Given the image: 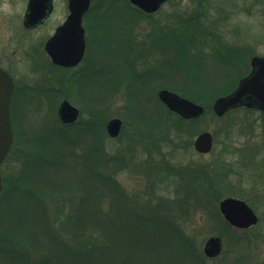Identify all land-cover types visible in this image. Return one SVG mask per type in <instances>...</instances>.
<instances>
[{"label": "rangeland", "instance_id": "1", "mask_svg": "<svg viewBox=\"0 0 264 264\" xmlns=\"http://www.w3.org/2000/svg\"><path fill=\"white\" fill-rule=\"evenodd\" d=\"M126 1L128 0H90L89 21L86 20L85 23L92 31L95 53L78 67L75 80L73 77L69 79L70 98L67 99L80 111L75 122L68 124L67 129L56 126L54 117L57 116L59 103L65 98L63 84L57 91L44 92L47 84L45 83V88L43 83L39 86L35 82L36 77L26 81L32 88L38 87L37 91L29 88L35 94L28 90L24 99L26 105L21 103L23 106L20 108L11 106L13 136H16L17 141L20 138L15 151L19 149V155L31 158H7L0 166V173L4 178L0 192V264H111V261L113 264H153L152 261L155 260L162 264H200L196 253H201L204 257L201 264H264V113L239 108L227 116L217 117L212 112L211 105L218 95L206 88L200 95V100L204 101L201 105L207 113L198 116L193 126L185 125L192 128V141L202 131L212 134L210 152H196L192 142L187 148L186 131L175 136V124L172 123L176 121V116L181 117L163 104V110L158 112L160 125L155 131L158 138H144L145 127L136 121L137 112L131 110L126 98L138 99L143 108L151 106L155 112L157 109L153 106L156 101L150 100L149 106L139 99L140 94L144 93L143 90L150 91L162 85L168 80L165 76L173 75L175 79L180 77L177 68L171 64L172 61L164 64L166 54L161 56L157 48V52L149 51L152 40L159 34L158 31H153L154 25H163L164 20L169 17L171 23L177 22L179 18L174 11L178 15L182 13L183 17L191 16L192 19L195 17L194 13L202 11L197 6L198 0H168L156 12L148 13L151 14L150 17L140 18L135 25H129L132 26V31L128 42L127 34L119 28L120 25L124 27L128 24L120 13L126 12V15L131 16L129 8H125L128 3ZM202 1L205 15L201 13L198 19L194 18L196 29L184 28L193 34L196 44L190 50V55L198 58L200 52L207 56L200 73L195 76V82L207 84L210 77L217 79L218 83L222 78L224 81L236 79V86L248 69L250 55H264V0ZM117 7L122 8L123 12L117 13ZM132 17L135 20L134 12ZM176 28L177 31L180 29L179 26ZM229 46L242 48L245 52L241 62L233 61L236 65L233 70L220 57L218 59L220 55L225 58L224 61L231 60L227 49ZM158 61L161 63L158 64ZM226 72L227 74H223ZM129 73H145L146 76L142 79L132 75L133 79L125 81L124 78ZM237 74H240L239 78H236ZM64 77L69 78L70 73H63L62 83ZM181 90L183 88L178 87L171 91L181 95ZM17 110L19 114H16ZM101 115L104 117V154L118 155L121 158L119 161H123V158L131 161V155L138 159L145 158L148 156L145 144L149 145L151 138L156 145L151 157L155 162L161 163L164 160L162 164L167 163L155 171L150 180L139 170L140 167L136 169L128 164L122 168L121 162L114 167L116 170L113 176L127 194L136 196L140 203L145 200L150 202L151 198L155 202L150 203L153 205L151 213L145 211L144 216L129 218L125 214L123 228L119 232L114 228L108 230L110 237H121L119 246L111 250L114 252L113 257L106 254V247H100L101 252H94L93 255L92 252L87 253L85 247L82 253L69 252L73 244L69 227L79 220V208L87 217L88 214L91 215V210L81 202L82 198L88 200L92 186L88 173L90 171L87 169L92 162L83 167L72 160L74 154L78 157L85 150L90 155L93 154L92 121L95 117L99 120L98 116ZM114 117L119 118L122 125L118 135L110 137L105 126ZM182 129H186L184 125ZM130 145L132 149L129 148ZM57 154H63V159L69 160L65 170L59 167L61 164L57 160L60 157ZM50 160L54 169L45 165ZM177 163L191 170L195 169V173L200 172L201 165L207 169L201 171L202 178L197 180L205 184L201 191H205L206 195L204 193L205 196H202L199 203H192L189 210L184 207V212H177L175 223L178 229L175 230L168 224L164 225L161 218L157 221L159 216L165 219L163 216L166 211L158 206L156 198L162 197L171 202L177 198L178 193L183 192L181 182L188 183L187 177L191 174L184 166L180 169L184 173L168 167L169 164ZM47 169H50L52 175H59L56 177L61 182L56 186L62 188L59 196L46 191L48 183L40 181L48 175ZM215 170L222 174L217 179L220 180L217 186L209 183L207 178L213 176V181H216ZM152 171L149 170L148 173L152 174ZM39 172H43L42 178L38 177ZM150 182L154 187L148 186L151 185ZM180 186L177 191L176 187ZM190 187L188 189L192 191ZM194 192L197 193V190ZM103 196L102 208L106 211V191ZM227 196L244 200L252 207L258 216L257 223L237 233L221 223L220 218H223L220 217L218 203ZM47 217L51 220L52 227H48L45 222ZM104 228L102 235L106 236V223ZM95 232L96 230L91 229V233ZM212 235L220 236L223 243L221 253L214 259L207 258L202 251L205 240ZM179 238L185 244L178 248L175 246ZM127 257L128 260L121 262Z\"/></svg>", "mask_w": 264, "mask_h": 264}, {"label": "trees", "instance_id": "2", "mask_svg": "<svg viewBox=\"0 0 264 264\" xmlns=\"http://www.w3.org/2000/svg\"><path fill=\"white\" fill-rule=\"evenodd\" d=\"M127 2L128 1H126V3ZM197 4H198L197 6L199 7V10L202 11V12H199V14L201 15V13H202L204 16L205 15V9H203V1L198 0ZM126 7L129 8L131 16L129 14L126 15V12L120 13V14H123L124 18L127 20L126 23H128V24L124 25L125 28L121 25L119 28L122 30V32L127 34L126 41L129 42V39H130L129 34L132 31L131 30L132 26L135 25V23H137L136 21L138 19L150 17L151 14L144 13L140 9L130 5L129 2L126 4L125 8ZM108 8L109 7L107 6V9ZM117 9H119V10H117V13H118V11L123 12L122 8L117 7ZM133 12L136 14L135 20L132 17ZM174 13H176L178 18H179L177 22L171 23L170 17H169V18H166L164 20V23H162L163 25H159L158 23H155L153 31H155V32L158 31L159 34L157 37H155L152 40L151 49H149V51L151 50V51L157 52V49H158V52L160 53L161 56H165V54H166V59H165L164 64H170V61H172L171 64L173 65L174 68H177L178 73H180V77L179 76L177 77L179 80H176L177 78L176 79L173 78V75L165 76L168 80L166 82H164L162 85H160L156 88H153L150 91L143 90L144 93L142 92V94H140V97L138 96L139 99L141 98L143 100V102L147 103L148 105L150 103V100H152V99L155 100L156 105L153 106L157 109V110H155V112H153V110H152L153 108H151L150 105H149L150 107H144L143 108V106L140 104L141 102H139L138 99L134 100V99H131L129 97L126 98L129 107H131V110L134 112H137L135 115V118H137L136 121L138 123H140L141 126L145 127L143 130L144 131L143 132L144 138H148V137L152 138L154 136H155V139L158 138L156 136V132H155L156 130H158V126L160 125V119H159V113L158 112H159V110L162 111L164 108L162 103L157 99V96H156V91L158 90V88L165 87V88H169V89L174 90V91L177 90L178 87L183 88V90H181L182 96L190 98V99L194 100L195 102H198L201 104V103H204V101L200 100V99L202 98L201 96H202V93H204V90L206 91V88L212 89V91L215 92V95L219 96V95L226 94V93L230 92L234 88L235 82L237 81L236 79H231V80L226 79V81H224L225 79L222 78V80L220 79V82L218 83V81L216 82L217 79L213 80L210 77L207 84H201L200 85L198 82H195L196 81L195 76L200 73V69L204 65V61H206L205 59H207V56L200 54L199 51H198L199 52L198 58L196 56L194 57V56L190 55L191 54L190 50L193 49L194 47H196V44L193 41V39H194V37L192 36L193 34L188 33L189 31L187 29H189V27L196 29L195 24H194L195 23L194 18L198 19L199 14L194 13L195 17L192 19L191 16L183 17L182 13L181 14L179 13L180 15H178L177 11H174ZM129 25H132V26H129ZM126 26H129V27H126ZM176 26H179V28H180L178 31L176 30L177 29ZM184 28H187V29L184 30ZM183 37H185V40H183ZM227 49H228V53L231 55L230 56L231 60L230 61H224L225 58L220 56V55L218 56V59L220 57V60L222 62H224V64H228L230 66V68L233 70L234 66H236L235 64H233V61L234 62H236V61L241 62L242 58H244V56H245L244 55L245 52L242 48H237V47H233V46L232 47L229 46ZM167 52H169V53H167ZM147 55H149V54L147 53ZM160 63L161 62L158 61V64H160ZM163 74H165V73H163ZM223 74H227V72L223 73ZM132 75L139 77V78H142V79L145 78V76H146L145 73H143V74H140V73L130 74L129 73V75L125 76L124 80L130 81L131 79H133ZM239 76H240V74H237L236 78H239ZM69 79L71 80L72 77L70 76L69 78H67V77L63 78V90H65L64 91V93H65L64 97L65 98H70V93H69L70 82H69ZM184 87L186 88V90H184ZM135 93H138V92H135ZM194 96H196V97H194ZM99 103H101V102H99ZM99 103H97V104H99ZM98 111H100V110H98ZM107 111L108 110L106 107V112ZM231 112L232 111L226 113L225 115L227 116ZM168 113L173 114L170 112H168ZM204 113H207L206 109H205ZM173 115H175V114H173ZM98 117H99V120L96 117L93 119L92 127H91L92 128V145L91 146H93V154L90 155L89 151L85 150L78 157L74 154V158L72 160L75 164L76 163L78 165L82 164L83 167L88 166V163L92 162V164L87 167L88 171H90L88 173H90V177H91L90 179L92 182V186L90 187L88 200L82 198V202H81V204L83 206H85L91 210L90 211L91 215L88 214V217H89V219H88L87 214L81 212L83 210H81L79 208V210H80L79 213H81L78 216L79 220L74 222V224H71V226L69 227V232L72 231V239L71 240L73 242V244L71 245V247L69 249V252H71V253L81 252L82 253V251L87 250V253L92 252L91 254L93 255L94 252L98 253L101 248L103 249V247H106V254L108 256L111 255L113 257L114 252H112L111 250L113 247L116 246V248H117L119 246V244H120L119 239L121 237L119 235L110 237L108 230L110 228H114L115 231L119 232L121 230V228H123L124 222L122 220H124L123 216L125 214L129 218L130 216H135V215L136 216H139V215L144 216L143 213L145 211L148 213H151L150 210H151V207L153 205L150 203L155 202L154 199L151 198L150 202L148 200H145L144 202L140 203L139 200L136 199L137 198L136 196L127 194L125 192L124 188H122V186L119 184V182L113 176L114 171L116 170L114 167L119 165L120 162H121L122 168H123V166H127L128 164H131L133 166V168H136V169H138V167H140L139 170L144 172L145 176L147 175L146 178L148 180H150L153 173L155 171L160 170L161 169L160 167H163V165H166L167 163L162 164V162L164 163V160L161 161V163L155 162L154 158L151 157L152 152L155 151V149H156V145H154V143H153L154 141L151 138H150V142H149L150 146L145 144V151L148 153V156L145 158L138 159V158H134V155H131V157H133V159L131 161H128V159L123 158L124 159L123 160L124 163H123L122 160L119 161L121 158H119L118 155L111 154L109 156L108 154H104V149H103V144H102V139L104 136V132H103L104 117H103V115L98 116ZM54 118H55L54 120H55L56 126L59 125L63 129L68 128V124L61 123L56 115ZM153 118H155V119L152 120ZM176 118H177L176 121L172 123V124H175V127L173 128L175 136H178L179 135L178 133L181 134V133H184L186 131L185 135L187 137V140L185 142V146L187 148H189L191 146V142H192L191 138H192L193 134H192V128L188 127L187 125L193 126V124L195 123V120H198L197 119L198 117L194 118V119H189V120H186L183 118L181 119L178 116H176ZM185 124H187V125H185ZM183 125L185 126L186 129H182ZM98 130H99V132H98ZM64 135L66 136L65 132H64ZM19 139H18V141H19ZM18 141L16 139V136H14L11 148H10L5 160L7 158H14V159H20V160H22V159L29 160L31 158V156H27V158H25L24 155H22V156L19 155L20 154L19 149H17V151H15V146H18L17 145ZM129 148L132 149V146L130 145ZM58 157H60V160L58 159L57 161L61 164V166H59V167L65 170L66 169L65 166L68 165L69 160L67 161L66 160L67 158L64 160L63 154L58 155ZM51 159H52V157H51ZM117 159H118V161H117ZM73 162H70V164ZM45 165L47 168H50L52 166V161L50 160V162H47ZM183 166L185 167V165L177 163L174 165L169 164L168 167L171 169L173 168L174 171H176V172H183L184 173L183 170H180L181 167H183ZM215 167L217 168L218 165L216 164ZM52 168L53 167H51L50 169H52ZM185 168H187V171L191 174L189 177H187L188 183L185 181L184 182L180 181L182 188H181V186L176 187L177 191L181 188L183 192L178 193L177 198L174 200H171V202H167L162 197L156 198L157 199L156 202L158 203V206L163 207L164 210L166 211L165 216H163L165 219H162V217L159 216L157 218V221L161 218V221L165 223V224L163 223L164 225L168 224L169 227H172L175 230L178 229V227L176 226V223H175L177 220V217H178L177 212L178 211L184 212V209H183L184 207H186V210H189L188 208L191 206L192 203H195V202L199 203L202 196L206 195L205 191L204 192L201 191V188H204L205 184H202V181H197V180H199L200 177L202 178V174H200V173H201V171H204L205 169H207L206 166H202V165L199 166V169H200L199 173H195V169L191 170L187 166ZM50 169H47L48 175L44 178V180L40 179L43 176V174H42L43 172H39L37 175H39L38 177H40L39 178L40 181L48 183L47 186L49 188H46V191L49 190V192H53L56 195L62 191V188H59L58 186H56V185L60 184L61 182H60L59 178H56L59 175H57V173L52 175L49 172ZM149 170H153L152 174L148 173ZM195 174H197V175H195ZM214 174H215V177H217L216 181H213V178H214L213 176H211V178L210 177H207V178H208L209 183L215 184L217 186L219 181H220V180L218 181L217 179L221 178L222 174L220 175L218 170H215ZM217 174H219V175H217ZM157 175H160V174H157ZM52 182H55V184H53ZM2 183H4L3 177H2ZM51 184H53V187H50ZM104 185L106 187H104ZM148 186L154 187V184L151 183V185L149 184ZM188 186L192 187V188L190 187V189L192 191H189ZM194 190H197V193L194 192ZM105 191H106V211H104V209L102 208L103 207L102 202L104 201V198H105V196H103V192L105 193ZM206 191H207V189H206ZM204 193H205V195H204ZM107 195H109L108 198H107ZM58 196H59V194H58ZM61 203H63V202H61ZM158 206H156V207L158 208ZM108 208H109V210H108ZM110 209L112 211L111 213H110ZM137 210H138V213H137ZM132 213L134 215H132ZM220 220H221V223L226 225L228 228L230 227L223 219L220 218ZM45 222L47 223L48 227H52V224H51L52 222H51V220H48V217L46 218ZM105 223H106V236L102 235L104 230H105V228H104ZM76 224H77V226H76ZM91 229L96 230V232L94 234L91 233ZM76 230L78 232H76ZM234 232L237 233V231H235V230H234ZM187 243H189L188 239H187ZM184 244L185 243L183 241H181L179 238V242H177L175 247L179 248V247H182L181 245H184ZM196 254H197L196 258L201 263H203L204 257H202L201 253H196ZM100 256L102 257V255H100ZM139 257H141V256H139ZM98 260H99V257H98ZM123 260H121V262H125L126 260H128V257L124 261ZM149 262H151V259H149ZM152 263L153 264H162L158 260H155V262L152 261ZM111 264H113L112 261H111Z\"/></svg>", "mask_w": 264, "mask_h": 264}, {"label": "water", "instance_id": "3", "mask_svg": "<svg viewBox=\"0 0 264 264\" xmlns=\"http://www.w3.org/2000/svg\"><path fill=\"white\" fill-rule=\"evenodd\" d=\"M145 13L155 12L167 0H128ZM90 0H70V13L66 21L58 27L47 43L52 62L71 67L80 62L83 56L85 41L82 27V15L88 9ZM251 71L241 77L236 87L225 95L218 96L211 105L213 113L220 117L227 111L243 106L264 110V57L254 56L251 59ZM13 89L10 76L0 68V165L12 144V128L9 119V100ZM158 99L165 107L183 119L196 118L204 112V107L174 91L162 88L157 92ZM57 116L64 124L75 122L79 109L68 99H63L57 108ZM122 122L119 118L107 121L105 129L110 137L118 135ZM213 144L209 131L200 132L193 140V147L199 153H208ZM2 178L0 174V192ZM218 210L223 219L235 229H246L257 222L254 210L244 201L227 196L218 203ZM222 249V239L217 235L209 236L202 247L204 255L214 258Z\"/></svg>", "mask_w": 264, "mask_h": 264}, {"label": "flooded vegetation", "instance_id": "4", "mask_svg": "<svg viewBox=\"0 0 264 264\" xmlns=\"http://www.w3.org/2000/svg\"><path fill=\"white\" fill-rule=\"evenodd\" d=\"M69 5L70 0H0V68L10 76L13 83L9 109L12 105L17 108L23 106L22 104L26 105L25 95L32 88L30 84L26 83L28 78L36 77L35 82L39 86L43 83V88L47 84L44 92L57 91V89L62 88L63 73H70V76L75 80L79 71L77 70L78 67L84 60H89L94 55L95 41L91 37L90 26L85 23L89 18L87 9L82 15L81 22L85 41L81 61L71 67L52 62L47 43L58 27L66 21L70 13ZM254 56L264 57V55L252 53L248 59V69L245 68L247 71L244 75L251 71V59ZM37 88L33 87L32 89L37 91ZM30 92L34 93L33 90ZM239 108L245 107L240 106L237 109ZM247 110L264 113V110L255 108H248ZM16 114H19L18 110ZM9 116L11 118V115Z\"/></svg>", "mask_w": 264, "mask_h": 264}]
</instances>
